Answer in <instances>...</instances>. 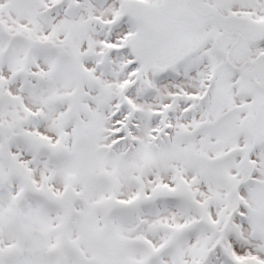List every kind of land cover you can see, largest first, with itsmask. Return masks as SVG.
I'll list each match as a JSON object with an SVG mask.
<instances>
[{
    "label": "snow or ice",
    "instance_id": "snow-or-ice-1",
    "mask_svg": "<svg viewBox=\"0 0 264 264\" xmlns=\"http://www.w3.org/2000/svg\"><path fill=\"white\" fill-rule=\"evenodd\" d=\"M0 264H264V0H0Z\"/></svg>",
    "mask_w": 264,
    "mask_h": 264
}]
</instances>
